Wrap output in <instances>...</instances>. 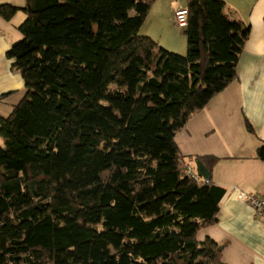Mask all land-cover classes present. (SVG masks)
<instances>
[{
    "label": "trees",
    "instance_id": "1",
    "mask_svg": "<svg viewBox=\"0 0 264 264\" xmlns=\"http://www.w3.org/2000/svg\"><path fill=\"white\" fill-rule=\"evenodd\" d=\"M154 2L0 5L26 15L8 58L27 89L0 117V264H225L197 239L225 189L181 171L217 159L176 135L236 80L249 28L223 0H188L181 56L140 35Z\"/></svg>",
    "mask_w": 264,
    "mask_h": 264
},
{
    "label": "crops",
    "instance_id": "2",
    "mask_svg": "<svg viewBox=\"0 0 264 264\" xmlns=\"http://www.w3.org/2000/svg\"><path fill=\"white\" fill-rule=\"evenodd\" d=\"M223 1L227 17L249 28L237 78L190 117L177 133L176 144L186 157L216 158L211 180L225 189L217 222L202 229L197 239L209 238L223 246L225 264H264V218L239 198L241 193L260 194L264 188V160L258 157V150L264 148V0ZM187 3L155 0L143 35L182 54L187 50L185 28L176 25L175 10L186 9ZM5 4L23 8L26 0H0V5ZM25 16L19 11L10 21L0 17V117L14 109L26 90L21 71L8 58L22 37L18 28ZM187 164L197 171L196 163Z\"/></svg>",
    "mask_w": 264,
    "mask_h": 264
},
{
    "label": "built area",
    "instance_id": "3",
    "mask_svg": "<svg viewBox=\"0 0 264 264\" xmlns=\"http://www.w3.org/2000/svg\"><path fill=\"white\" fill-rule=\"evenodd\" d=\"M175 22L179 28H185L188 23L187 9L179 8L175 10ZM181 171L190 178L201 181L196 169L188 164L181 165ZM240 200L248 203L253 209L257 217L264 218V188L260 194L257 193H241Z\"/></svg>",
    "mask_w": 264,
    "mask_h": 264
},
{
    "label": "water",
    "instance_id": "4",
    "mask_svg": "<svg viewBox=\"0 0 264 264\" xmlns=\"http://www.w3.org/2000/svg\"><path fill=\"white\" fill-rule=\"evenodd\" d=\"M196 168H197L199 177H201L204 182L208 183L211 181L212 179L211 173L207 170V168L200 161L196 162Z\"/></svg>",
    "mask_w": 264,
    "mask_h": 264
},
{
    "label": "rangeland",
    "instance_id": "5",
    "mask_svg": "<svg viewBox=\"0 0 264 264\" xmlns=\"http://www.w3.org/2000/svg\"><path fill=\"white\" fill-rule=\"evenodd\" d=\"M131 14H133V12H131ZM19 16H24V15H22V14H20ZM25 18H26V16H25ZM25 18H24V20H25ZM23 20V21H24ZM21 23H23V22H21ZM21 23H20V25H21ZM144 29L143 28H141V30H140V35H143V31ZM19 32V31H18ZM21 34V33H20ZM144 36V35H143ZM22 38L23 37H21L17 42H19V41H21L22 40ZM16 42V43H17ZM15 43V44H16ZM173 52V51H172ZM173 53H176V52H173ZM176 54H178V55H181V56H186V54H187V50H183V52H182V54L181 53H176ZM26 94H27V89L25 90V93L23 94V98L17 103V104H19L24 98H25V96H26ZM13 113V109L12 110H7V112L5 113V118H8V117H10L11 116V114ZM0 144H3V141L0 139ZM200 243H203L202 241H200V240H198Z\"/></svg>",
    "mask_w": 264,
    "mask_h": 264
}]
</instances>
